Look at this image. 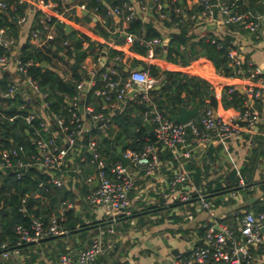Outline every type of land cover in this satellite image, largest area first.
<instances>
[{
    "label": "crops",
    "instance_id": "0c3cea01",
    "mask_svg": "<svg viewBox=\"0 0 264 264\" xmlns=\"http://www.w3.org/2000/svg\"><path fill=\"white\" fill-rule=\"evenodd\" d=\"M25 1L27 3L24 11L26 21L18 26V37L15 38L18 53L25 40L30 42V35L27 34L28 24L36 9H40L41 27H43V30H45V26L49 27L48 32L52 34L53 38L58 36L59 33L53 24L48 25L46 22V18L51 15L65 20L63 26L65 33L77 30L84 32L91 38L93 49L82 61L86 66L87 78L90 77L91 71L94 69V63L99 57L101 63L106 64V66L123 67L126 71L141 66V70L149 73L146 68L149 64H154L161 70L180 71L187 75L205 79L211 84L214 90V99L217 103L215 110L220 116H228L236 112L234 109H224L221 105L220 94L224 86L227 85L228 88L233 86L234 89L242 92L244 84H255L261 91L260 96L254 100L253 107L257 119L249 132H243L240 135L226 139L215 138L205 146H197L192 138H186V146L191 149L189 157H183L181 155L183 149L177 148L174 152L171 151V158L162 159L160 156L161 166L156 174L145 176L139 171L135 172V184L128 193L130 206L127 215L137 213L139 215L125 219L129 222L125 227L120 226V221L115 222L116 227H118L112 234L117 246L115 255L113 259L108 258L107 251H105V254L101 255L102 257L99 258L98 262L96 261V264H113L115 259L125 261L127 264H167L168 260L175 255L184 254L191 244L200 243L206 227L211 223L217 222L220 225L229 227L230 224H235L239 227L240 220L246 212H258L256 211L257 208L264 204V0H257L255 3L252 0H244L246 5L253 8L252 12L256 17V30L253 32L248 31L239 24H224L221 21L219 12H216L214 19L207 18L201 12L198 0H173L177 5L173 9L176 16L175 21H170L169 9H157L155 0H139L141 3L138 0L125 1L132 6L136 18L142 22H150L159 31L160 37L155 38L157 41L151 42V45L147 42L143 43L134 34L126 32L128 22L124 19V14L115 15L112 13V8L105 13L108 16L104 17L96 8L88 7L85 1L82 3L84 5L83 9L80 8V3H74L73 0H41L48 4L47 8L39 7L40 0ZM98 1L104 2L105 0ZM143 3L145 8L142 7L143 5L141 6ZM65 24L69 26V31L65 30ZM180 27L186 30L187 35L190 36L193 42L197 40L206 41L209 37H213L212 41L215 39L226 41L230 46L229 48L234 50L241 59L242 65L244 63L246 66L256 67L260 70L257 79H242L220 74L215 69L214 60L207 55H200V52L204 49L201 47H196L198 49L197 57L187 65L167 61L164 48L171 35L178 33ZM136 41L147 46L145 54L132 48ZM156 46L159 49L155 50ZM53 49H55L54 45L51 49L45 48V51L53 57ZM112 51H117L115 55H119L120 60L113 58ZM51 63L66 78L71 75L69 65L64 58L57 59L53 57ZM46 66H48V63ZM12 70V68L4 69L0 67V76L6 74L8 80L16 79L17 74ZM152 77L154 80L149 88V93L151 90L160 89L164 84L162 74L158 77ZM94 84L85 86L83 92L86 93ZM21 89L20 92L27 90L24 87ZM131 90L128 92L129 97H132L129 100V105L139 95L136 89ZM95 91H93L92 99L88 103H91L97 109L98 102L101 99L95 94ZM19 94L21 95V93ZM5 104L8 103H3V105ZM148 106V109L154 107L153 102ZM79 162L75 157L67 160L62 175L63 182L71 181L74 183V175L76 174L78 181L81 178L84 183L91 185L89 190L91 191L95 187L96 167L92 168L91 161H84L81 166ZM188 164L204 166L205 170L201 172V184L203 185L206 181L225 175L232 169L239 171L249 165L251 171L246 176L239 178V185L234 187L235 195H231L230 192L217 194L222 196V200H232L229 204L214 207V203L210 199L211 214L205 208H202L196 200L186 203L180 201V194L189 192L191 186H196L190 170L187 168ZM181 168L188 170L190 182L171 190L169 180L175 171ZM88 169L92 171H88ZM68 172L70 173L68 174ZM151 205L155 207L148 209ZM68 206H74L76 216L83 218L86 222H91V220L100 222L110 219L105 206L92 205L86 198L78 200L74 205L70 203ZM156 211L161 212L153 214ZM172 213L183 217L187 232L184 233L176 229L177 225L172 223L170 218ZM140 215H143V218L139 221L138 217ZM57 220H59L58 217ZM201 226L204 227L202 234L199 233ZM170 228L173 230H168ZM61 242L65 244V248L68 249L67 252H70L73 258H76L77 254L86 246L88 240L80 244L79 238L72 236L62 239ZM34 243V250L39 255V263L60 264L56 252L58 249L56 239L48 238ZM77 243L78 245H76ZM262 247L264 250V246ZM14 248L16 250L5 258L3 264H30L26 261L28 254L25 252L27 251L23 252L18 248V245ZM53 250L55 256H53ZM254 257V264H264V252L255 251ZM0 259H3L1 255Z\"/></svg>",
    "mask_w": 264,
    "mask_h": 264
},
{
    "label": "trees",
    "instance_id": "16d2710c",
    "mask_svg": "<svg viewBox=\"0 0 264 264\" xmlns=\"http://www.w3.org/2000/svg\"><path fill=\"white\" fill-rule=\"evenodd\" d=\"M6 3L7 7L0 10V27L6 28L8 35L14 38L18 37L19 25L17 18L25 15L24 11L27 6L26 1L19 0H2ZM58 1V0H57ZM86 2L88 7H94L97 11L106 17V12L113 6H121L123 2L127 0H105L100 2L98 0H73L74 3ZM163 3V10L169 9L170 21H175L176 16L174 7L176 3L173 0H160ZM233 2V9L240 11L251 10L253 8L250 5H246L244 0H227ZM257 0H252L255 3ZM175 3V4H174ZM201 9V6H200ZM40 9H36L35 13L30 19L27 28V34L30 35V31L34 28L43 30L41 27V21L39 14ZM65 18V16H64ZM48 25L53 24L57 31L58 36L48 40L46 46H36L31 42L25 40L19 50V57L22 60H31L32 65L27 67V72L38 82L39 86L47 92L45 97L48 102V108L50 112L56 113L63 121V124L67 126L73 125L72 112H75L78 116L81 113V106L83 102L88 103L93 96V91L102 87L100 81L101 73L105 72V68L101 69L95 74L96 83L86 93H83L81 101L77 106L70 104L71 98L78 94L76 87L77 83L88 77L86 71L81 68V63L93 49V41L84 32L72 30L65 33L63 26L65 20L59 21L54 16L46 18ZM128 25L126 32L134 34L138 40L141 39L143 43L152 41L155 38L160 37L159 31L150 23L142 22L140 19L133 17L127 20ZM232 25V24H230ZM213 37H209L206 41L197 40L191 41L190 36L187 35L186 30L180 27L178 33L171 35L165 46V58L172 63L187 65L190 61L197 57L198 49L196 47L204 48L208 53L213 54L215 57L213 64L217 72L224 76H234L236 72L228 61V49L229 44L220 39L213 40ZM66 41V44H62ZM134 42L132 48L138 50L140 53L145 54L147 46ZM54 45L55 49L52 51V56L57 59H65L71 70V75L65 77L63 73H60L56 68L52 66V59L47 54L45 48L51 49ZM151 45V44H150ZM159 49L158 46L155 50ZM1 50V49H0ZM117 51H112L114 56ZM45 60L48 66L42 67L41 61ZM243 69L247 66L243 63ZM149 73L158 77L162 74L164 84L158 90H151L150 96L155 109L160 111L168 118L169 113H174L177 104L191 107L195 100L198 99L200 103V110L196 116L192 119L198 123L202 117L206 108H211L209 105L210 95L214 90L211 84L205 80L195 76L187 75L180 71L175 70H161L154 64L146 66ZM116 70V76L124 77L127 73L123 67L114 66ZM115 77V76H114ZM9 83L6 74L0 76V92L6 89ZM228 86H224L220 94V102L224 109H234L236 111L243 110V93L234 89L232 92L227 91ZM80 93V92H79ZM22 102V98L19 94H16L13 98H2L0 96V148L12 149L14 148L13 142L20 148L21 154L12 157L13 161L19 160L24 163L30 162V157L36 153L34 139L37 136V130L39 128L40 119H33L31 122H27L25 116L27 109L19 108V104ZM8 103V108L3 105ZM215 101V106H216ZM149 106L142 99L141 95H138L132 104H128L123 111L115 113L112 116V125L101 131L99 129H92L85 132L83 143L85 144L90 137H94L98 144V151L100 157L104 161V167L108 173V169L120 162L116 157V146L121 145L124 141L127 144L123 146V152L128 150H139L146 142H151L156 145L158 149V156L162 159L171 158V151L167 148H163L157 140L152 142L148 136L145 128V121L143 119L144 114L148 110ZM13 109V110H11ZM2 115L4 117H2ZM192 133L187 129V138H192ZM83 150V149H82ZM85 160L91 161V154L88 150H84ZM75 159L77 157L75 156ZM84 161H80L79 164ZM92 168L96 167L95 163L90 162ZM66 166H63L61 170L49 171L40 168L35 165L28 164L26 166L18 167L16 170L5 169L0 171V253L3 249L2 244L11 248L16 246L18 235L15 232L16 225H22L28 227L32 217H39L44 225H47L51 218H59L57 225L59 230L66 231L72 230L77 227L85 226L88 224L96 223L94 220L86 222L83 218L76 216L74 206L69 207L68 204L74 205L78 200H83L90 190V184L84 183L83 179L76 178V174L73 176L75 182L67 181L63 182V173ZM80 168V167H79ZM187 168L190 170V174L193 177V181L197 187L206 189V192L210 194L217 191L234 188L239 185V178L246 176L250 173L251 167L245 166L239 171L234 169L229 170L225 175H220L215 179L208 180L205 184H201V172L204 166H196L194 164H188ZM81 170V168H80ZM88 171H92L88 169ZM192 172V173H191ZM70 172H68L69 174ZM53 177H59L62 180L60 186H57L52 182ZM72 179V176H71ZM190 193L193 192L190 190ZM208 200L212 199L214 207L218 205H227L232 200H222L220 195H211L207 197ZM192 200H194L192 198ZM211 201V200H210ZM155 206L151 205L148 209ZM264 208V204L260 205L256 211ZM191 209V208H190ZM161 211L153 212L157 214ZM121 216V215H119ZM143 215L138 217L140 221ZM172 223L176 224V229L182 232H187V228L184 226L183 217L179 214L172 213L170 215ZM121 227L128 225L127 220H121ZM108 228H112L114 231L118 229L116 223L109 225H102L89 230H82L79 232L71 233L69 235H60L56 237H50V239H56L58 247V255L67 253L68 249L65 248V244L61 242L62 239L67 237L77 236L80 244L90 239V235L94 232L103 231L106 238L109 236L107 233ZM203 226L199 228V233H203ZM230 228L238 234V227L235 224H230ZM172 231L173 229H168ZM91 231V233H90ZM48 239V238H47ZM78 245V243L76 244ZM34 242H24L18 245V248L28 254L27 262L30 264H41L38 260V252L34 250ZM117 246L116 244L112 249H107L106 253L108 258L113 259ZM253 252H264L263 247L252 249ZM53 256L55 251L53 250ZM105 254V253H104ZM102 255V254H101ZM97 258V262L100 257ZM54 258V257H53ZM5 258L0 259V264H3ZM54 261V260H53ZM113 264H127L125 261L113 260Z\"/></svg>",
    "mask_w": 264,
    "mask_h": 264
},
{
    "label": "built area",
    "instance_id": "2783aa9c",
    "mask_svg": "<svg viewBox=\"0 0 264 264\" xmlns=\"http://www.w3.org/2000/svg\"><path fill=\"white\" fill-rule=\"evenodd\" d=\"M155 1L157 9L162 10L163 3L160 0ZM198 1L201 12L207 18L214 19L216 12H219L224 24H239L250 32L256 30L254 12L233 9L234 1ZM144 5V3L141 4L145 8ZM47 6L48 4L40 0V8H47ZM6 7V3L0 0V10L3 11ZM80 8L83 9L84 5L81 4ZM111 10L115 15L124 14L125 20L135 17L134 10L128 2H124L121 6H113ZM57 19L63 20L60 17ZM25 21V15L17 18L18 25ZM48 28L45 26V30L32 29L30 42L39 47L47 45L48 40L53 38L52 34L48 32ZM156 41L157 39H153L147 43ZM15 42V38L8 35L6 28L0 27V67L12 68V71L17 74L16 79L9 80L6 89L0 92V96L13 98L16 94L21 93L19 95L22 102L19 104V108L26 109L28 107L25 116L26 121L31 122L33 119H40V121L37 136L34 139L36 153L30 157V162L13 161L12 157L18 155L16 148H0V171L3 172L7 168L13 171L28 164L49 171L61 170L63 166H66L69 158L76 156L78 161H84L86 158L84 150L86 149L91 154V162L96 165L97 180L95 187L85 196L86 200L92 205L105 206L110 219L119 217V215H127L130 206L128 193L134 187L135 172L139 171L145 176H152L160 169L161 160L156 145L146 142L139 150L123 152L129 163L125 166L118 162L111 166L107 173L95 138L90 137L85 144L83 139L88 130H104L112 125V116L123 110L132 98L128 95L131 89H136L146 104H152L149 88L154 78L147 71L138 68L127 70L124 77L116 76L114 67L106 66V64L101 63L100 57L97 58L90 77L77 83L76 87L80 93L78 92L71 98L70 104L73 106L79 104L82 96L84 97L81 91L85 86L94 84L96 81L95 74L105 68V72L101 73L100 77L102 87L95 91V94L101 99L98 102V108L96 109L91 103L83 102L80 116L72 112L73 125L70 127L63 124L62 119L56 113L49 111L48 102L45 99L47 92L27 72V67L32 65V61L22 60L19 57ZM62 44H66V41ZM227 56L229 64L236 72L234 76L242 79H257L260 73L258 68L247 66L243 69L241 59L230 48ZM113 58L120 60L119 55H115ZM85 67V64L81 63V68L85 70ZM22 87L27 88V90L20 92ZM233 90V86L227 89L228 92ZM242 93L244 108L232 115L214 117L212 109L206 108L199 123L191 120L182 124L171 121L155 107H151L146 111L144 120L152 126L156 140L163 148L172 152L181 148L183 149L181 155L189 157L191 149L186 146L187 129L191 131L192 139L197 146H205L215 138L226 139L251 130L257 119L253 107L254 100L260 96L261 91L255 84H244ZM9 106L5 104L6 108ZM2 117L4 116L2 115ZM52 182L60 186L62 180L59 177H53ZM189 182L188 170L181 168L172 175L169 186L171 190H175L189 184ZM191 187L193 195L190 192H183L180 194V201L186 203L193 198L202 208L212 214L211 202L207 199L210 193L206 192V189L194 185ZM230 193L235 195L234 190H231ZM15 232L18 235L16 245H20L24 242H37L43 238L58 236L63 231L58 228L57 218L52 217L50 222L44 225L39 217L34 216L31 218L28 227L16 225ZM107 233L109 236L106 238L103 231L95 232L76 258H73L70 252L62 253L58 257L59 263L96 264L97 258L115 245V240L112 237L114 230L108 228ZM261 246H264V208L257 213L246 212L240 220L237 235L229 226L220 225L217 222L211 223L206 227L200 243L191 244L184 254L175 255L168 260L167 264H254L255 257L252 249ZM2 247L0 253L2 258H7L12 251L16 250L14 247L12 249L6 247L5 244H2Z\"/></svg>",
    "mask_w": 264,
    "mask_h": 264
},
{
    "label": "water",
    "instance_id": "95a60500",
    "mask_svg": "<svg viewBox=\"0 0 264 264\" xmlns=\"http://www.w3.org/2000/svg\"><path fill=\"white\" fill-rule=\"evenodd\" d=\"M69 29H70L69 26L67 24H65V30L69 31ZM200 55H207L212 60L215 59L213 54L208 53L204 49L200 52ZM40 65L42 67H45L47 65V63H46L45 60H43V61H41ZM138 69H142V67L139 66ZM130 93H133V92H130ZM209 105L211 106V109H212L214 117H218L220 114L215 110V99H214V95L213 94L210 95ZM176 108H177V112L169 113L167 115L168 118L171 121H173V122L186 124L189 121H191L196 116V114L199 112L200 103H199V100L196 99L194 104L191 107H186L184 105L177 104ZM11 110H13V109H11ZM145 128L147 130V133H148V136H149L150 140L152 142H155L156 141V136L154 134L152 126L149 123H146L145 124ZM126 144H127V141H124L121 145L116 146V157L125 166L129 163V160L123 155V146L126 145ZM13 146H14V148H16L17 153L20 155L21 154L20 148L14 142H13ZM94 183L96 184L97 180H95ZM234 189L235 188H227V189H223V190H220V191H217L215 193L208 194V195L211 196V195H217V194H221V193H227V192H230L231 190H234ZM141 213H144V212H141ZM137 215H139V214L138 213L137 214H129V215H124V216H119V217H116V218L103 220V221H100V222H96V223L88 224V225H85V226L77 227V228H74L72 230L63 231L58 236H60V235H62V236L69 235L71 233L79 232V231H82V230L93 229V228H96V227H100L102 225H109V224H112V223H115V222H118V221H121V220H125V219H128V218L135 217ZM53 237H56V236H53ZM45 239H47V238H43L41 240H45Z\"/></svg>",
    "mask_w": 264,
    "mask_h": 264
},
{
    "label": "rangeland",
    "instance_id": "374dc122",
    "mask_svg": "<svg viewBox=\"0 0 264 264\" xmlns=\"http://www.w3.org/2000/svg\"><path fill=\"white\" fill-rule=\"evenodd\" d=\"M90 236H92V235H90Z\"/></svg>",
    "mask_w": 264,
    "mask_h": 264
}]
</instances>
